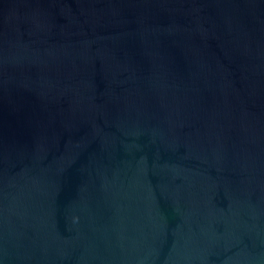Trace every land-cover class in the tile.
Returning <instances> with one entry per match:
<instances>
[{
    "label": "water",
    "instance_id": "1",
    "mask_svg": "<svg viewBox=\"0 0 264 264\" xmlns=\"http://www.w3.org/2000/svg\"><path fill=\"white\" fill-rule=\"evenodd\" d=\"M0 264H264V0H0Z\"/></svg>",
    "mask_w": 264,
    "mask_h": 264
}]
</instances>
